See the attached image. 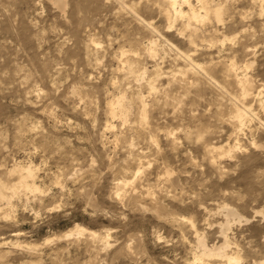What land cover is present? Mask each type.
<instances>
[{"label": "rangeland", "instance_id": "rangeland-1", "mask_svg": "<svg viewBox=\"0 0 264 264\" xmlns=\"http://www.w3.org/2000/svg\"><path fill=\"white\" fill-rule=\"evenodd\" d=\"M66 2L0 0V264H264V0Z\"/></svg>", "mask_w": 264, "mask_h": 264}, {"label": "bare ground", "instance_id": "bare-ground-1", "mask_svg": "<svg viewBox=\"0 0 264 264\" xmlns=\"http://www.w3.org/2000/svg\"><path fill=\"white\" fill-rule=\"evenodd\" d=\"M55 3L57 4L56 6L58 7V9L61 11V12H64L65 8H66V0H54ZM198 1V4H200V9H198L197 7L193 6L192 4V0H169L170 4H171V8L173 9V13L176 14V16H181V17H185V16H188L189 19H193V20H198L200 22V20L204 19L205 16H202V13H200V11L204 10L206 15L208 14V7L206 5V0H197ZM54 3V4H55ZM187 6L189 9H188V13H185L183 11V8L182 6ZM202 9V10H201ZM221 10L220 7L219 9H217L215 11V15L216 17L219 19L220 15H221ZM66 12V11H65ZM121 109V105L120 104H117V107H113L112 108V115L116 116L118 114V111ZM123 111V110H122ZM121 113V112H120ZM244 113H242L241 115H239V122L243 123V121H245L244 119V116H243ZM243 125V124H242ZM19 171V173H21L22 175V181L20 182L21 184L20 187L21 188H24L26 190H30V191H34L36 192V190L38 189L37 187H35L34 185H29L28 182H27V178L28 177H33L34 176V173L32 171L31 168L29 169H25V170H21V169H15L14 171ZM24 173L27 175V177H23L24 176ZM39 190V189H38ZM5 196L3 194V186L0 184V199H4ZM227 209V207H226ZM226 211V224L223 225L222 224V231H221V234L222 235V239H223V243L222 244H214L213 246H209L208 244H206L204 238L201 236H198V248H199V255L196 256V260H204L205 258L208 259V257H219L220 259H225V261L227 262V264H231V263H238L240 261V256H238V254L234 255V254H229L226 249H228V245H229V241H228V236L227 234L229 233H226V231H228L229 227L232 226V222L230 221L229 217H234L236 216V214L231 211V210H225ZM235 211V210H234ZM262 214V213H260ZM264 216V215H263ZM238 221L241 223V221H243V218L242 217H238ZM245 221H249V219H245ZM246 223V222H245ZM193 225V223H192ZM231 228V227H230ZM76 232L74 233H77L78 235H86V234H90L91 236L93 237H97V235L95 233H91L89 232L88 230L84 229V228H78L77 227V230H75ZM73 232V231H72ZM73 233V234H74ZM68 236V235H67ZM92 237V238H93ZM243 260V259H242ZM241 260V261H242ZM224 261V260H223ZM241 263V262H240ZM239 263V264H240Z\"/></svg>", "mask_w": 264, "mask_h": 264}]
</instances>
